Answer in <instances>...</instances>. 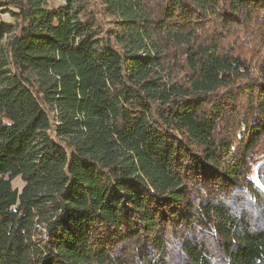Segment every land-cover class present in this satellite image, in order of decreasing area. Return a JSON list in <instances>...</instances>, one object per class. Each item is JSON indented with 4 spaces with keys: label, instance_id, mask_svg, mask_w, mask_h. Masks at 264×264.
Listing matches in <instances>:
<instances>
[{
    "label": "trees",
    "instance_id": "1",
    "mask_svg": "<svg viewBox=\"0 0 264 264\" xmlns=\"http://www.w3.org/2000/svg\"><path fill=\"white\" fill-rule=\"evenodd\" d=\"M64 1L0 0V264H264V0Z\"/></svg>",
    "mask_w": 264,
    "mask_h": 264
},
{
    "label": "rangeland",
    "instance_id": "2",
    "mask_svg": "<svg viewBox=\"0 0 264 264\" xmlns=\"http://www.w3.org/2000/svg\"><path fill=\"white\" fill-rule=\"evenodd\" d=\"M44 2H45V5L47 8L65 6L64 0H44ZM4 20L8 21V22H12V19L9 18L8 16H4ZM263 157H264V155L261 156L260 158H263ZM252 171L253 172L249 176V178L258 184L259 183V177L257 175V166L254 163L252 164ZM12 186L14 189L21 191L24 187V182L22 181V179L20 177H18L15 180H13Z\"/></svg>",
    "mask_w": 264,
    "mask_h": 264
}]
</instances>
